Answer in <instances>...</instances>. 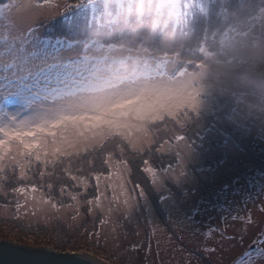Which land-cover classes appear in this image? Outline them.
Listing matches in <instances>:
<instances>
[{"label": "rangeland", "instance_id": "rangeland-1", "mask_svg": "<svg viewBox=\"0 0 264 264\" xmlns=\"http://www.w3.org/2000/svg\"><path fill=\"white\" fill-rule=\"evenodd\" d=\"M43 21V17H37L35 27L39 28ZM251 22L252 29L264 31V10ZM236 28L237 26H233L222 34L219 54L212 52L207 46L202 49L207 60L213 54L231 60L226 45L235 34ZM39 32L41 38H46L43 28H39ZM11 35V32L0 28V41L10 38ZM62 41L65 46L64 54L70 55L68 45L75 48L76 42ZM0 51H3L2 47ZM81 55L87 78L83 87L72 93L69 102L79 105L82 111L104 105L114 114L112 136L120 134L136 150H143L153 140L148 130V122L165 116L176 117L187 110L198 115L213 111L211 97L202 90L196 79L198 73H191L186 69L178 70V55L153 59L149 52L104 46L99 41H81ZM202 68L203 66L200 70ZM190 95H195L197 107L193 109L185 105L177 110L176 101ZM223 112L220 111L217 116ZM233 128L234 137L215 128L197 142L192 143L184 138L183 142L176 141L163 148L166 153L177 157L178 163L166 170H154L155 176L149 172L147 174L155 189L165 193L161 202L167 215L166 223L145 194L141 198L132 194L128 185V166L111 161L112 173L101 178L99 182V198L88 204L89 211H101L106 218L99 233H93L88 240L86 237L89 233H79L82 236L76 233L84 218L86 202L79 200L77 208H60L58 205L54 208L52 203H43L45 194L42 192H25L20 196L24 203L18 209L17 219L29 225L50 228L61 220L69 227L73 236L70 242L76 247L57 249V239L48 236L29 237L35 244L26 245L81 251L106 264H264L263 174H256L249 185L238 182L235 189H227L226 194H223V202H218L217 205L201 202L194 209L190 206L194 197L186 189L199 184L198 175L208 185H217L225 173H232L229 167L231 163L250 162L237 140L264 146V135L259 134L253 127ZM213 140H221L223 143L215 146ZM178 143L183 150L179 153L180 149L176 147ZM218 153L225 156L223 170H200L197 175L189 170L190 165L203 164ZM181 158L183 165L178 167ZM167 182L178 186L183 192L187 211L178 203ZM125 191L129 193L131 207L125 203L128 199ZM189 206L192 216L188 213ZM13 217L10 208L0 206V219L11 220ZM2 231L10 230L4 226L0 227V232ZM57 237L64 238L63 235ZM4 238L21 243L13 236L0 237ZM89 244L101 253L91 249Z\"/></svg>", "mask_w": 264, "mask_h": 264}, {"label": "trees", "instance_id": "trees-1", "mask_svg": "<svg viewBox=\"0 0 264 264\" xmlns=\"http://www.w3.org/2000/svg\"><path fill=\"white\" fill-rule=\"evenodd\" d=\"M4 2L5 0H0V3ZM69 2H75V0H69ZM135 6L136 0H96L97 12L95 15L90 16L89 23L87 17H82L80 29L72 33L67 30L55 29L46 20L39 25H44L43 30L46 38H48V33L54 32L56 38L61 40L77 42L80 38V41L86 43L99 41L104 46L125 47L129 50L149 52L153 59L178 55V70L186 69L196 74L200 72V67L207 62L202 49L207 46L212 52L219 54L221 51L220 38L229 28L237 26L236 17L245 21L254 34L264 35V31L252 29L251 22L256 15L264 10V0H181L180 13L183 19L171 26L155 28L151 26L150 16L141 17L136 14ZM172 33L175 35L172 36ZM211 102L213 104L211 113L198 115L187 110L180 112L176 117L165 116L162 119L148 122V130L152 134L153 140L141 151L134 149L120 134H115L98 145L92 155L85 154L86 160L82 159L75 163L73 174L83 175L88 180L86 187L77 186V198L86 202L87 206L84 208V218L78 227L77 235L82 236L80 234L87 232L89 233L86 237L88 240L93 233H99L102 224L106 221L101 211H89L88 207L89 201L98 199L100 195V186H97L96 177L99 175L103 178L112 173L111 161L128 166V185L132 194L139 198L145 194L160 218L166 223L167 215L161 202L165 193L155 189L145 167H152L157 171L166 170L169 166L174 167L178 163L177 157L166 153L163 148L168 144H174L177 135L194 143L204 137L208 131L218 128L234 137L233 126L225 120L226 102L213 100L212 97ZM222 110L224 112L218 117L217 114ZM237 141L240 148L249 157L250 162L231 163L229 167L232 173H225L224 178L217 185H208L198 175L199 184L186 188L194 197V202L190 205L194 209L201 202L217 205L218 202H223V194H226L227 189H235L238 182L249 185L256 174L264 175V146ZM213 143L217 146L221 145L223 141L213 140ZM224 162L225 156L218 153L213 159H207L203 164L190 165L189 170L196 175L200 170H223ZM167 184L176 195L178 203L187 211L183 202V192L173 183L167 182ZM141 187L143 193L140 195ZM22 189L24 194L25 192H42L46 195L50 191L39 187L33 189L28 186L27 182H18L15 178L0 173V206L10 208L14 215L11 220L0 219V227L5 226L10 230L9 232H0V237L13 236L21 243L35 244L30 241L31 237L48 236L57 239L55 245L57 249H74L76 246L70 242L73 236L63 221L58 220L50 228L29 225L17 219L19 211L16 205L20 203L22 206L24 203V200L20 198L23 195ZM52 198L54 201H61L63 203L61 207H65L64 204L75 203L70 198H63L55 193ZM57 205L59 206V204ZM190 206L188 213L192 216ZM58 235H63L64 238H59ZM88 246L96 250L98 254L101 253L95 246L90 244ZM196 254L202 256L201 253ZM208 264L210 263L208 262Z\"/></svg>", "mask_w": 264, "mask_h": 264}, {"label": "snow or ice", "instance_id": "snow-or-ice-1", "mask_svg": "<svg viewBox=\"0 0 264 264\" xmlns=\"http://www.w3.org/2000/svg\"><path fill=\"white\" fill-rule=\"evenodd\" d=\"M96 12V0L0 3V28L12 33L0 41V173L27 182L33 189L50 190L42 200L54 208L57 204L61 208L63 203L54 201L53 193L75 202L64 204L67 208L79 205L77 186L86 187L88 180L73 174L74 164L86 160L85 154L92 155L98 145L112 137L114 114L104 105L82 111L79 105L69 102L87 78L80 38L75 48L68 45L71 54L66 56L64 42L54 32L41 38L39 28L44 25H35L37 17H43L53 28L72 33L80 29L82 17H87L89 23ZM185 105L195 109V95L178 99L175 108ZM175 140L183 142L184 137L177 135ZM176 147L180 149L179 143ZM182 165L181 158L178 167ZM145 171L155 176L152 167H145ZM100 179L98 175L97 186ZM139 192L143 193L142 187ZM124 194L128 197L125 203L131 207L129 193ZM16 208H21V204ZM64 255L86 256L72 252Z\"/></svg>", "mask_w": 264, "mask_h": 264}, {"label": "clouds", "instance_id": "clouds-1", "mask_svg": "<svg viewBox=\"0 0 264 264\" xmlns=\"http://www.w3.org/2000/svg\"><path fill=\"white\" fill-rule=\"evenodd\" d=\"M180 6L181 0H136L135 12L150 16L153 28L171 26L183 19ZM235 22L226 45L231 60L210 55L196 79L213 100L226 102L227 123L264 135V35L254 34L239 17Z\"/></svg>", "mask_w": 264, "mask_h": 264}, {"label": "water", "instance_id": "water-1", "mask_svg": "<svg viewBox=\"0 0 264 264\" xmlns=\"http://www.w3.org/2000/svg\"><path fill=\"white\" fill-rule=\"evenodd\" d=\"M84 253L83 257H69L65 253ZM0 264H105L81 251L36 247L11 239H0Z\"/></svg>", "mask_w": 264, "mask_h": 264}, {"label": "bare ground", "instance_id": "bare-ground-1", "mask_svg": "<svg viewBox=\"0 0 264 264\" xmlns=\"http://www.w3.org/2000/svg\"><path fill=\"white\" fill-rule=\"evenodd\" d=\"M90 256H92V255H90ZM93 257V256H92ZM106 264V263H105Z\"/></svg>", "mask_w": 264, "mask_h": 264}]
</instances>
